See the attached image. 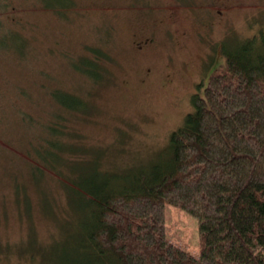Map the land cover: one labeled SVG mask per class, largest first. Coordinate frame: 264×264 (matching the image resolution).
I'll return each mask as SVG.
<instances>
[{"label": "rangeland", "instance_id": "374dc122", "mask_svg": "<svg viewBox=\"0 0 264 264\" xmlns=\"http://www.w3.org/2000/svg\"><path fill=\"white\" fill-rule=\"evenodd\" d=\"M6 1L0 0V22L7 24L0 36L22 28L26 39L8 48L1 42L14 38H0V264H61V243L69 253L74 242L72 201L86 196L79 188L73 194L70 180L102 176L113 158L123 160L117 169L155 163L193 110L192 95L203 93L224 62L223 44L231 47L264 28V0H74L76 7H62L61 15L51 7L55 0ZM19 9L25 28L6 18ZM219 9L226 14L212 18ZM101 30L113 34L112 45L99 43ZM98 43L110 57L102 60L108 76L95 82L77 59ZM42 83L88 103L86 111L69 114L59 137L70 145L62 155L72 164L50 171L24 150L31 141L43 142L36 138L38 119L65 110L46 88L38 91ZM29 121L36 125L29 128ZM166 230L172 241L199 253L198 221L190 212L167 204Z\"/></svg>", "mask_w": 264, "mask_h": 264}, {"label": "trees", "instance_id": "16d2710c", "mask_svg": "<svg viewBox=\"0 0 264 264\" xmlns=\"http://www.w3.org/2000/svg\"><path fill=\"white\" fill-rule=\"evenodd\" d=\"M75 1L55 0L51 7L56 11L76 7ZM202 11L206 13L197 10L199 15ZM18 30L5 31L0 38L14 39L1 45L24 44V29ZM100 36L99 43L113 44V34L101 30ZM99 43L89 45L88 54L77 59L81 66L76 64L95 82L108 76L102 60L109 53ZM222 53L224 62L210 74L203 93L192 95L193 110L172 131L155 163L117 169L123 160L113 158L107 169L111 171L102 176L85 183L78 175L70 180L73 194L79 188L86 196L76 194L77 200L72 201L78 214L74 242L69 243L73 246L69 253L64 250L67 242L61 243V264H264V28L231 47L223 44ZM33 82L36 85L38 80ZM45 88L42 83L38 91ZM47 90L65 110H54L46 122L38 119L36 138L43 142L31 141L24 150L29 159L37 155L50 171L72 164L62 155L70 145L59 137L69 114L86 111L88 103L65 89ZM53 115L57 121H49ZM28 124L29 128L36 125ZM99 153L102 159L105 153ZM98 156L91 155L95 161ZM75 168H70L74 174ZM167 204L197 219L198 254L168 236Z\"/></svg>", "mask_w": 264, "mask_h": 264}, {"label": "flooded vegetation", "instance_id": "af4514ba", "mask_svg": "<svg viewBox=\"0 0 264 264\" xmlns=\"http://www.w3.org/2000/svg\"><path fill=\"white\" fill-rule=\"evenodd\" d=\"M9 1H12V0H7L6 2H9ZM39 2H40L41 4H43L44 0H39ZM13 8H14V10H16V9H15L16 7H13ZM23 10H26V9H23ZM215 12L217 13V15H218V13H220V15H221V14H223L224 10L219 9V11L216 10ZM9 15H10V16H6V18H7V20L9 21V23L12 24L13 26H18V27H19V26H21L20 23H24L25 26H26V23L23 22L22 19H21V12H20V9H19V11H17L16 13H14V14H9ZM18 21H20V22L17 23ZM17 31L20 33L19 30H17ZM141 44H142V43H141Z\"/></svg>", "mask_w": 264, "mask_h": 264}]
</instances>
